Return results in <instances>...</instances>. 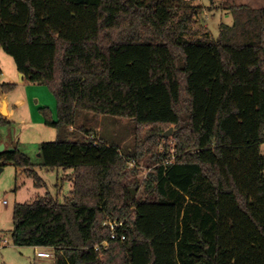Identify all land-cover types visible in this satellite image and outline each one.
<instances>
[{"label":"trees","instance_id":"obj_1","mask_svg":"<svg viewBox=\"0 0 264 264\" xmlns=\"http://www.w3.org/2000/svg\"><path fill=\"white\" fill-rule=\"evenodd\" d=\"M229 10L215 39L194 36L186 0H0V49L56 101L42 166L72 171L64 203L14 205V246L54 264H264V7ZM96 117L129 119L134 145L96 139ZM8 164L32 167L18 149Z\"/></svg>","mask_w":264,"mask_h":264},{"label":"rangeland","instance_id":"obj_2","mask_svg":"<svg viewBox=\"0 0 264 264\" xmlns=\"http://www.w3.org/2000/svg\"><path fill=\"white\" fill-rule=\"evenodd\" d=\"M197 7L196 17L190 25V30L195 37L208 34L217 39L220 26H231L233 17L229 7L247 5L253 9L264 7V0H186ZM145 39L152 40L149 33ZM154 39V38H153ZM2 58V59H1ZM2 61H4L2 63ZM0 67L5 75L18 80V72L12 57L0 49ZM2 80V78H1ZM0 80V81H1ZM3 83H9L5 79ZM2 84V82L0 83ZM23 90H28L25 96L29 98V107L18 109L11 107L12 118L6 124H0V146L5 145L7 149H18L25 154L32 164L29 169L16 167L8 164L0 172V264H54L53 256L50 258H39L37 253L47 251L34 247H17L12 244L10 232L13 228L12 212L15 204L31 203L35 199L48 195L59 203H64L72 190V183L67 176L71 170L61 168L48 170L42 166L38 149L42 143L54 142L57 139L56 130L44 124L39 109L47 107L55 114L56 101L49 90L42 85L16 86L6 96H23ZM82 116V115H81ZM81 116L79 123H83ZM23 119L24 124L20 123ZM86 125V124H85ZM87 127L94 129L95 138L103 139L108 144L119 145L121 150H126L134 145V126L129 119L113 117H96ZM167 139L173 135V127ZM165 132V133H166ZM4 147V146H3ZM260 153L264 157V143L260 146ZM131 168L134 167L130 165ZM138 174L128 176V180H142L152 169L149 156L144 157L138 163ZM6 240V244L2 242ZM50 254H52L51 250Z\"/></svg>","mask_w":264,"mask_h":264},{"label":"crops","instance_id":"obj_3","mask_svg":"<svg viewBox=\"0 0 264 264\" xmlns=\"http://www.w3.org/2000/svg\"><path fill=\"white\" fill-rule=\"evenodd\" d=\"M2 59V58H1ZM4 61H2L3 63ZM0 80L2 78V80L0 81V83L5 80L8 79L9 84H15L16 86H22V87H26V85H29V83L24 79V77L22 79L19 78V73H18V80H15V78L13 77V75L11 77H6L9 74L5 75V71L2 70V68L0 67ZM28 93V90H23L22 95L23 96H13V97H9L6 96L5 94H0V117L5 119L6 121L11 120L12 118V111H11V107L13 106L15 109L27 106L29 107V98L28 96H25V94ZM20 123L24 124L23 119L20 120ZM4 146V150H8L10 151L11 149H7V147L5 145ZM36 249H45L47 251H40V252H47L50 253V251H48L49 249L46 248H40V247H36Z\"/></svg>","mask_w":264,"mask_h":264},{"label":"built area","instance_id":"obj_4","mask_svg":"<svg viewBox=\"0 0 264 264\" xmlns=\"http://www.w3.org/2000/svg\"><path fill=\"white\" fill-rule=\"evenodd\" d=\"M130 165H133V162H131ZM0 204H6V202L5 201H0ZM104 224L105 225H108L110 227V232H111L110 238L111 239H114V237H115V230H116V228L118 226L121 225V223L120 222H117V221H114V222H112V221H106ZM3 244H6V240H4L2 242V245ZM51 256H52V254L47 253V252H38L37 253V257H39V258H50Z\"/></svg>","mask_w":264,"mask_h":264},{"label":"water","instance_id":"obj_5","mask_svg":"<svg viewBox=\"0 0 264 264\" xmlns=\"http://www.w3.org/2000/svg\"><path fill=\"white\" fill-rule=\"evenodd\" d=\"M19 78L22 79L23 78V75L22 74H19ZM171 133V130H168L165 134H164V138H167L168 135ZM4 150V147L3 146H0V152H2ZM2 167H0V172L2 171Z\"/></svg>","mask_w":264,"mask_h":264}]
</instances>
